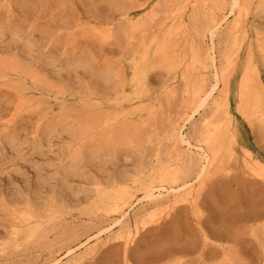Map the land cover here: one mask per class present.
<instances>
[{
    "label": "bare ground",
    "instance_id": "obj_1",
    "mask_svg": "<svg viewBox=\"0 0 264 264\" xmlns=\"http://www.w3.org/2000/svg\"><path fill=\"white\" fill-rule=\"evenodd\" d=\"M172 3L173 10L168 16L171 19L169 27L168 23V28L162 30L163 27L159 25L163 33L161 37L152 36L150 41L141 38L138 47L131 53H126L123 67H115L108 62L102 68H97L99 66H94L96 62L93 61L95 59L93 55L76 60L84 66L85 71L87 67L91 69L90 71L96 75V83L82 82L78 77L75 85L70 87L63 82L59 83L57 79L54 80L44 71L45 61L43 59L44 62H41V54L36 51L37 47L30 43L31 35L27 36L29 37L27 42H21L26 30L18 26L20 24L11 26L13 23L8 25L0 21V86H6L9 92L15 90L12 94L15 96L14 100H9V103L14 104L12 105L14 111L2 126L14 125L26 113L31 115L41 111L43 103L28 97L30 84L40 90L43 88L50 93L53 92L59 98L60 96L78 97L82 107V109L77 107L69 109L67 100H62L59 112L57 110V114L56 111L53 114V105H48L49 107L42 114V119H46L45 123H41L36 128L34 148L41 146L47 135L58 129L66 130L65 138L61 136L59 142L57 141L61 150L55 151L53 159H58L60 162L56 176L61 175V177L56 178L55 187L48 186L50 188L48 192L51 193L50 199H47L49 201L40 207L29 197L23 205L19 203L10 205L1 201L12 217V233L10 232L12 235H9L13 236V239L18 240L23 234L33 237L39 233V227L42 225L38 222L46 211L47 214L48 212L51 214H49L52 216L51 219L61 214L64 217L63 222L67 223L66 226L72 225L70 236L73 240L67 246L55 248L48 253L41 250L31 252L25 255L26 259L19 264H83L115 242L121 243L127 253L149 224L158 223L170 216L180 205L185 204L190 210L198 213L201 197L210 180H213L218 173L229 169L223 166V158L228 152L224 147L232 143L239 147L238 131L231 110L232 101L236 102L237 111L242 116L250 117V120L251 117L258 119L264 125V81L261 75L262 62L259 58V56L264 57V31L253 21L256 15L264 12V0H172ZM14 4H18V8L30 13L32 23L40 24L37 26L41 27L45 40L48 39L54 44H63L67 48L68 46L75 48L81 42H98L103 39L107 31L100 22L93 23L90 19L84 22V13L74 7L75 3L72 0H0V10L4 8L18 16ZM71 7L72 12L68 11V14L72 18L68 17L76 20L74 29L77 31L67 33L66 25L57 24L56 17ZM168 17H166L167 21ZM126 21L131 23L132 30L139 27L140 20L137 22L129 18ZM139 23L143 25L147 22L142 19ZM72 24L74 25L73 22ZM253 29L256 32V40L253 38ZM199 35L203 39L205 37L208 42L203 41L202 38L201 41ZM5 36L9 38L6 44L3 41ZM200 41L205 42V45L208 44L207 47L201 48ZM222 43H224L223 47ZM183 46L187 51L183 49L185 54L182 56V51L181 53L178 51ZM84 49L81 51L84 52ZM187 56L195 70L193 69L192 72L190 67L185 73L182 69L181 75L180 68L184 66L183 60ZM99 58L97 61L101 60ZM156 64L165 69L167 97L175 94L177 87L174 81L180 74L183 77L184 96L188 100L183 112L171 119L173 126L167 136L168 151L166 153L162 150L157 151L155 161L162 162L161 160L164 159V162L158 169L156 166L148 165L154 168L144 174L140 164L129 163L131 165L129 168L124 167L120 173L104 180V175L101 176L102 166L108 161L118 159L123 151L126 153L129 148L140 145L138 133L133 128L131 120L142 118L158 106L159 96L153 91L149 79L150 71ZM189 66L191 65L187 67ZM12 82L14 85H11ZM2 88L0 87V92L6 93L3 86ZM10 105L8 107L13 108ZM1 114L0 120L3 119ZM250 120V123L253 122ZM191 124L194 130L192 133L188 131V125ZM16 141H20V138L14 132L6 130L4 138L0 133V149L6 144H11L13 149ZM49 145L51 146L48 152L52 153L54 149H51L52 142ZM57 145L56 143V147ZM240 150L244 154V173L246 171L264 179V160L257 157L248 147L240 146ZM129 155L127 151L125 158L128 159ZM145 162L144 164H151ZM80 168L82 172L77 174L76 171ZM87 168L91 169L88 175H86L87 171L84 172ZM192 169L194 175L190 177ZM227 172L229 173V170ZM136 176L138 179L135 178ZM73 177L84 179L86 184L89 183L95 198L68 197L65 185ZM104 177L106 179V176ZM57 185L60 187L58 196ZM30 192L32 195L33 191ZM138 192L141 193L138 195ZM88 201L91 204L90 211L97 214L75 213L80 209L81 204L90 205ZM2 210H0L1 214ZM10 255H2L5 262L12 260ZM229 257L228 261L231 260ZM126 262L131 264L129 259H126Z\"/></svg>",
    "mask_w": 264,
    "mask_h": 264
},
{
    "label": "rangeland",
    "instance_id": "obj_2",
    "mask_svg": "<svg viewBox=\"0 0 264 264\" xmlns=\"http://www.w3.org/2000/svg\"><path fill=\"white\" fill-rule=\"evenodd\" d=\"M72 1L75 3L74 7L76 6L79 11L81 10V13H84H82L85 18V20L83 19L84 22L90 19L93 23L100 22L104 27H106L107 31L103 39L101 38L98 42L95 41L96 43L91 41L85 43L81 42L77 46L78 48H71L69 46L67 48L64 47L63 44H54L49 42L48 39L45 40L43 34L41 33V27L37 26L40 24L36 22L32 23L30 13L18 8V4H14V7H16V10L18 11V16L11 13L12 11L9 13L4 8L0 10V21L5 22L8 25L13 23L11 26L14 24H20L18 26H21L24 30H26L25 35L22 37L23 41L21 42H27L29 39L27 36L31 35V39L33 40L30 39V43L34 44L35 48L37 47L36 51L41 54V62L45 61L44 66L46 68L44 71H46V73L54 80L57 79L59 83L63 82V84H66L69 87L75 85L74 83L77 81L76 78L78 79V77L82 82H90L91 84L96 83V75L90 71L91 69L87 67L85 71L83 69L84 66L77 63L78 61L76 60L86 58V56L92 57L93 55V58H95L93 61L96 63L98 62L97 64L93 62L95 67H97V65L99 66L97 68H102L105 64H108V62L115 67H123V58L126 53L129 54L135 50L138 47V42L141 38H145L146 41H150L152 36L155 37L156 35V37H161L163 35V33H161L162 27V30H165L171 23V19L168 16H170L169 14H171L173 10L172 4L174 3H172V0ZM68 11L71 13L72 7L56 17L57 24H60L61 26L66 25V27H64L66 28V32L68 29L67 33L76 32L77 29H74L76 26V20L74 21V18L69 19L70 14H68ZM88 16L90 18H88ZM25 17H28L31 21ZM166 17H168V21L166 20ZM129 18L135 19L137 22L138 20L142 21L143 19V21H146L147 23L141 25L139 21V27L132 30L133 27L131 26V23H127L126 21L129 20ZM253 21L255 22L254 24L259 26L264 31V12L256 15ZM67 23H69L70 26ZM197 30H199V28ZM61 33H63V31ZM255 33L256 32L254 30V39L256 36ZM200 36L201 35L198 37ZM201 38L203 41L205 40V42H208L205 37L204 39L203 37H200V40ZM3 41L6 44L9 41V38L5 36ZM201 41L200 45H198H202L201 48H203V46L206 48L208 44L205 45L206 43H202ZM84 44L86 47L83 46ZM41 45L43 47H41ZM223 46L224 43H222V47ZM81 49H84V52H82ZM180 49L178 52L181 53L184 46ZM47 50L48 52L46 53ZM185 50L186 49L183 51ZM183 51L182 56L187 50L185 52ZM49 55L52 58L49 57ZM55 57L56 59H54ZM97 58L101 60L97 61ZM259 58L262 62L261 75L264 81V57L259 56ZM71 61L74 62L72 63ZM187 61L188 63L185 64ZM189 62L190 59L187 56V58L183 60V65L185 67L181 66L180 68L181 75L183 72L187 73L190 67H192V72L195 70L191 62ZM189 64L191 66L188 68L187 66ZM47 66L51 67L48 69ZM55 66L57 67L55 68ZM81 69L84 71H81ZM47 70H49V72ZM51 71L53 73H51ZM54 74L57 78H55ZM180 74L174 81V84L177 87L175 94L172 97H167L165 94V86L167 83L165 69L156 64L150 71V85L156 95L159 96V99L157 100V102H159L158 106L151 113L143 116L142 118L131 120L133 128L136 129V132L138 133L137 136L134 130V134L138 137L140 145L135 146L136 148L134 146L129 148L126 150V153L123 151L122 155H120L121 157L119 156L121 159L118 158L111 160L114 163L108 161L105 166H102L103 169L101 171V176H106V179L103 176L104 180H108L112 178L114 174L120 173L124 170V167L129 168V166H131L129 163H134V165L140 164L141 168H143V174L155 166L157 169L161 167L164 159L161 160L162 162L155 161L157 151L162 150L163 153L168 151L167 136L173 126V124L171 125V119L175 116L177 117L181 112H183L184 106L188 101L184 96L183 77ZM87 75H90V77L88 76V78ZM11 85H14V83L12 82ZM2 86L6 90L7 87L4 85H1L0 87L2 88ZM29 87L28 97L35 101L39 100L37 102L43 103L41 106L43 109H41L42 113L41 111L36 114L34 112L35 115L31 113V116L27 115L25 112L26 114H24V117L21 116L14 125H10L8 127H3L2 124L14 111V106H12L14 104L9 103V100H14L15 96L13 95V97L12 94H14L15 90L12 89L14 92H9L7 90L6 93L0 92V114L3 113L1 114L3 119L0 120V133L2 138H4L6 130H8V132H14L20 138V141L15 142V147L13 149H11V144H6L4 148L0 149V210L3 209L2 214L0 211L1 264H9L11 261H13V264H19L26 259L25 255L31 252L41 250L48 253L55 248L67 246L73 240V237L70 236L73 229L70 226L72 225L66 226L67 223L63 222L64 217L61 214H58L59 216L56 215V218L51 219V214L49 212L47 214L46 211H44L45 213L43 212V216L41 217L40 222H38L42 226L39 227L40 231L35 236L29 237L23 234L22 238H19L18 240H15L13 239V236H10L12 235L10 234V232L12 233V217L10 216L9 210L6 209L1 201L6 203L8 202L10 205L17 203L23 205L29 197L40 207L46 201H49L47 199L50 197L51 193L48 192V189L55 187L56 178L59 179L61 177V175L59 177L56 176V170L60 165V162L58 159L53 158L56 153L55 151L61 150V148H59L60 144L58 143V139H60L61 136L63 137L66 135V130L58 129V133L55 131L44 137L41 146H36L37 148L33 147L35 146L36 128L38 125L43 122L45 123L46 121L45 118L44 120L42 119V114H44L43 111L47 110V107H49L48 105H53V114L55 111L57 114V110L59 112V105H61L62 100H67L69 109L70 107L71 109H76V107L78 109H82L81 100L78 97L74 96V98L72 96H67L63 98L60 96L59 98V96L56 97L53 92L50 93L43 88H41L42 92L39 88H36L31 84ZM2 89L1 91L3 92L4 90ZM2 94H5L6 96ZM10 97L13 98L10 99ZM8 104H11L10 106L13 108H9ZM236 105V102L232 101L231 110L234 116V125L237 127L238 131L237 136L239 147L233 143L224 147V150L228 152L223 158V166L229 169L218 173L215 177H213V180H210L201 197L199 212L196 213L190 210L185 204H182L170 216L158 223L149 224L148 227L141 232L137 242L130 247V250L127 253L121 243L115 242L111 244L109 248H105L103 251L101 250L95 258L87 259L86 263L84 262L85 264H124V261L128 264L126 259H129L131 264H226V261L228 262L227 264H264V179L255 176L254 174L251 175L248 172L246 173V171L244 173V154L243 151L240 150V146H242V148L248 147L256 154L257 157L264 160V125L260 122V120H255L253 117H251V120L254 119L255 121L253 120V122L250 123V117L242 116L241 113L237 111ZM1 110L4 111L2 112ZM38 117L41 118L42 122H40L41 120ZM196 121L199 122L197 119ZM188 126V131L192 133L194 131L192 129V124ZM63 138H65V136ZM51 142L53 144L51 149L54 148L52 153H50L51 151L48 152L50 150L51 145L49 144H51ZM56 143L58 144V147H56ZM127 151L128 154H130L128 159L125 158ZM143 161L151 164L146 162V164H144ZM146 166L147 169H145ZM98 170L99 167L97 168V171ZM193 170L194 169H192L189 174L190 177L194 175V172L192 173ZM228 170L229 173L227 172ZM86 171V175L91 173V169L88 170L87 168L84 172ZM81 172V168L76 171L77 174H80ZM142 173H140V175H142ZM135 178L138 179L137 176ZM80 180L83 181L81 182ZM83 182L84 179L73 177L71 181L65 185V192L66 194H69V196H67H80L81 198L84 196H93L92 186L89 183L86 184L84 182V184ZM48 186H50V188ZM56 188V195L58 196L60 194V187L57 185ZM29 190L35 192V194L32 192L31 195ZM76 192L78 193L76 194ZM41 193L44 196H42ZM140 193L141 192H138L137 194L139 195ZM14 195L16 196L14 197ZM93 197L95 198V196ZM91 200L92 199H90V201ZM85 206L86 204H84V206L81 204L80 209H78L75 213L79 215H82V213L97 214L90 211L91 204L86 207ZM82 207L84 208L82 209ZM43 217L44 220H42ZM79 218H82V216H79ZM124 252L127 255H125ZM1 254H11L10 256L13 258L11 257L12 260L7 263ZM14 254L15 256H13ZM228 257L231 260L228 261Z\"/></svg>",
    "mask_w": 264,
    "mask_h": 264
}]
</instances>
